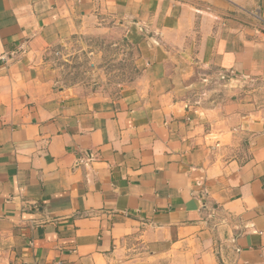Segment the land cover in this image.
I'll use <instances>...</instances> for the list:
<instances>
[{"label": "crops", "instance_id": "1", "mask_svg": "<svg viewBox=\"0 0 264 264\" xmlns=\"http://www.w3.org/2000/svg\"><path fill=\"white\" fill-rule=\"evenodd\" d=\"M264 0H0V252L12 264H264ZM120 34L138 74L57 85ZM245 84L247 86H245Z\"/></svg>", "mask_w": 264, "mask_h": 264}, {"label": "rangeland", "instance_id": "2", "mask_svg": "<svg viewBox=\"0 0 264 264\" xmlns=\"http://www.w3.org/2000/svg\"><path fill=\"white\" fill-rule=\"evenodd\" d=\"M49 68L61 87L79 85L104 91L118 90L138 74L132 47L120 34L110 32L75 35L52 51ZM243 90H251L257 104L264 108V83ZM0 264H12V260L0 252Z\"/></svg>", "mask_w": 264, "mask_h": 264}, {"label": "built area", "instance_id": "3", "mask_svg": "<svg viewBox=\"0 0 264 264\" xmlns=\"http://www.w3.org/2000/svg\"><path fill=\"white\" fill-rule=\"evenodd\" d=\"M251 21L254 23L255 28L259 32V30L264 28V11L260 9H256L251 13Z\"/></svg>", "mask_w": 264, "mask_h": 264}]
</instances>
